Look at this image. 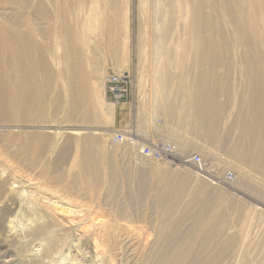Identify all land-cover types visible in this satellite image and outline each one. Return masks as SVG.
I'll list each match as a JSON object with an SVG mask.
<instances>
[{"label":"rangeland","instance_id":"obj_1","mask_svg":"<svg viewBox=\"0 0 264 264\" xmlns=\"http://www.w3.org/2000/svg\"><path fill=\"white\" fill-rule=\"evenodd\" d=\"M263 8L0 0V264H264ZM109 73L127 76L120 106ZM144 139L234 182L145 159Z\"/></svg>","mask_w":264,"mask_h":264},{"label":"bare ground","instance_id":"obj_2","mask_svg":"<svg viewBox=\"0 0 264 264\" xmlns=\"http://www.w3.org/2000/svg\"><path fill=\"white\" fill-rule=\"evenodd\" d=\"M257 1H261V0H257ZM264 9V8H263ZM257 10H259V8H257ZM113 76H115L117 79H121V80H125V81H123V84H124V86L127 88V92H128V82H127V76L126 77H124V75H118V74H115V73H111ZM125 74H127V73H125ZM107 77V76H106ZM105 77V84H106V82H107V78ZM105 95H106V88H105ZM106 97H107V99H109L111 102H112V100L109 98V96L108 95H106ZM129 100V97L127 98V100H125V102H127ZM114 103V102H113ZM123 104V103H122ZM122 104H120V105H122ZM120 105H117V106H120ZM256 119V116H254L253 117V120H255ZM5 128V127H4ZM2 126H0V130H2V129H4ZM11 128V127H10ZM14 128H22V127H20V126H15ZM201 129H202V133L203 134H205V132L207 133V134H209V132H210V129H209V127H206V126H204V124H202V127H201ZM203 129H206V131L205 132H203ZM16 130V129H15ZM12 132V131H11ZM125 135V137L122 135V134H120V135H122L123 137H124V139H123V142H119V143H126V142H136V139L134 138V137H128V136H132V135H130V134H128V133H126V132H123ZM232 132L230 131L229 132V134H231ZM116 135H118V134H116ZM115 135V136H116ZM114 136V137H115ZM134 136V135H133ZM145 140V139H144ZM138 144V147L140 148V155L142 156V153H141V151H142V149H143V147H146V146H148V147H150L151 149H152V151H154V152H158L160 155H161V157H162V160H152V161H166V160H168V161H173V162H180L181 164H185V165H189V166H192L193 168H194V170H195V172H196V174H198L200 177H202V178H204V179H206V180H208V181H210L212 184H214V185H219V183H221V184H225V185H227V186H229L230 187V185H232L233 184V182H234V174L232 173V172H227V173H225V174H221L218 170H213L212 168H213V166H212V168H211V166L210 165H208L204 160H203V158H202V156H200L199 154H195V155H192L189 159H180V158H178V155H177V152H176V150H177V148H174V147H172L171 146V143L169 144L168 142L167 143H162V142H158V143H155V144H152V143H150V142H148V141H146L145 140V142H143V143H140V142H138L137 143ZM167 146H169V149L167 148ZM182 152H183V150H182ZM195 156H199V157H201V159H202V162L199 164L200 165V167H199V165H198V163H194V158L193 157H195ZM143 157V156H142ZM144 158V157H143ZM149 160V159H148ZM194 160V161H193ZM168 171H164L163 173L161 172L160 173V176H161V182L163 181L164 182V185H162L163 186V189H164V194H163V196L161 197L162 199H161V201H160V204H161V207H162V211H163V213L165 214V216H168V215H166V214H168L169 212H170V199H171V196H172V193H171V191L172 190H176L175 188H174V185L172 186L171 185V183H169L168 181L169 180H172V177H174L175 179H179L180 178V176L178 175V174H176L175 172H172L171 174H169V173H167ZM174 179V180H175ZM183 182V181H182ZM2 186H3V184H2ZM176 187V186H175ZM170 198V199H169ZM164 216V217H165ZM263 224H264V222H262ZM262 227H264V225L262 226ZM261 230V229H260ZM262 233L264 234V228L262 229ZM263 236V235H262ZM258 238H260V239H258V241H260L261 240V236L260 237H258ZM264 239V237H262V240ZM264 242V241H263ZM260 244V245H259ZM259 246H260V248H259V246H258V248L259 249H262V251H264V243H262V241H261V243L259 242ZM257 246V245H256ZM255 248L256 247H254V248H252L251 250L249 249V253L253 256L256 252H258L257 251V249L255 250ZM258 249V250H259ZM254 252H253V251ZM260 255V254H259Z\"/></svg>","mask_w":264,"mask_h":264},{"label":"built area","instance_id":"obj_3","mask_svg":"<svg viewBox=\"0 0 264 264\" xmlns=\"http://www.w3.org/2000/svg\"><path fill=\"white\" fill-rule=\"evenodd\" d=\"M107 77V82L105 84L106 88V95L109 96V98L114 102L116 105H120L122 103H125V100L128 98V92L127 88L124 86L123 81L121 79H117L115 76H113L111 73L106 75ZM124 137L120 134L116 135L114 137L115 142H123ZM142 156L145 159L149 160H162L161 155L158 152L152 151V149L148 146L143 147L142 151ZM194 158V163H198V165L202 162L201 157L195 156ZM200 167V165H199Z\"/></svg>","mask_w":264,"mask_h":264},{"label":"crops","instance_id":"obj_4","mask_svg":"<svg viewBox=\"0 0 264 264\" xmlns=\"http://www.w3.org/2000/svg\"><path fill=\"white\" fill-rule=\"evenodd\" d=\"M124 108H128V107H124ZM131 112L130 110H126L125 112H121L119 115H118V127L121 128V126H125L127 124V122L130 120V117H131Z\"/></svg>","mask_w":264,"mask_h":264}]
</instances>
